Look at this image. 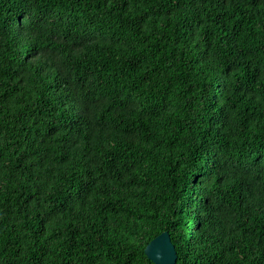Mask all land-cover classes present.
Listing matches in <instances>:
<instances>
[{
  "label": "trees",
  "instance_id": "obj_1",
  "mask_svg": "<svg viewBox=\"0 0 264 264\" xmlns=\"http://www.w3.org/2000/svg\"><path fill=\"white\" fill-rule=\"evenodd\" d=\"M264 264V0H0V264Z\"/></svg>",
  "mask_w": 264,
  "mask_h": 264
},
{
  "label": "water",
  "instance_id": "obj_2",
  "mask_svg": "<svg viewBox=\"0 0 264 264\" xmlns=\"http://www.w3.org/2000/svg\"><path fill=\"white\" fill-rule=\"evenodd\" d=\"M144 252L156 264H174L177 258L176 248L167 230L152 238Z\"/></svg>",
  "mask_w": 264,
  "mask_h": 264
}]
</instances>
